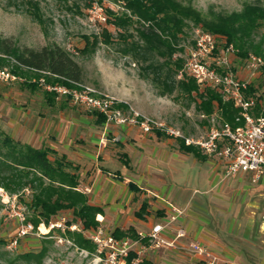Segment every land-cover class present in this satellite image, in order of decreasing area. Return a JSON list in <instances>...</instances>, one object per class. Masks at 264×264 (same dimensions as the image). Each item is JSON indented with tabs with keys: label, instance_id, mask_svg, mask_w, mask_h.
<instances>
[{
	"label": "rangeland",
	"instance_id": "374dc122",
	"mask_svg": "<svg viewBox=\"0 0 264 264\" xmlns=\"http://www.w3.org/2000/svg\"><path fill=\"white\" fill-rule=\"evenodd\" d=\"M185 4L191 5L204 18L211 20L219 15L240 12L246 4L264 6V0H185ZM122 5L123 2L115 0H0V37L9 39L19 51L25 48L39 51L46 46L59 45L82 66V84L97 90L101 95L115 97L119 103L118 108L123 113L137 111L145 116L165 121L180 129L186 136L205 137L209 128V119L203 118L198 110L200 103L198 95H186L176 88L182 77L167 76L168 71L165 67L160 70L159 66L164 59L158 56L150 57L146 62L125 56L121 52L127 43L138 41L137 29L140 24L128 28L126 35L133 37L129 36L127 42L120 37V30L111 26V43L105 44L107 37L100 34L104 24H101L90 10L95 6H101L105 8L107 15L109 11L113 14L130 15ZM197 30L202 28L189 23L184 33L180 35L178 48H182L183 51L176 53L174 56L176 60L184 59L187 49L194 44ZM85 36L91 39L98 37L99 44L95 53L88 55L81 53L85 46ZM256 40L263 42L264 50V26L257 31ZM0 57L4 59L3 65L0 64V70L9 71L16 77L15 81L0 80V145L6 136L16 143L36 148L78 145L72 150L74 158L72 162L82 168V164L77 160V157H80L78 149L86 142L81 130L82 127L93 126L94 130L100 133L103 129L97 127L99 123H96L97 115L74 106L67 98L56 97L55 104L51 105L47 101V93L39 85L41 79L36 78L34 71L20 67L27 75H17L13 72L17 64L15 58L2 52ZM229 59L234 73L239 78L258 87L257 92L264 103V56L261 57L263 65L258 66L250 63L248 59H240L236 53H231ZM153 64L154 68H150ZM160 74L161 78L158 79ZM27 82L37 83L39 88L32 91L24 86L23 83ZM167 86L174 87V91L167 92ZM162 92H166V95ZM122 104L126 107H121ZM111 127L116 125H110L108 129L105 149L111 155V162H117L122 166L126 163L127 157L122 152L124 145L119 141L116 142L115 138L125 134L118 131L115 135ZM135 129L140 131L138 128ZM73 132L76 136L72 139ZM166 139H172L176 144V157L173 155L167 161L170 166L176 164V178L172 179L169 174L166 175L163 171L159 173L152 168L151 181L161 188L165 187L170 202L174 201L176 195V207L179 208L177 210L182 211V214L177 215L173 208L171 211L165 209L162 206L165 205L164 202L159 200L158 203L157 198H147L145 185L137 182L136 186L139 190L130 191L132 194L129 205L130 215L133 216V212L140 209L145 199L151 201L147 213L150 214L146 215L150 216L153 223L166 225V230L171 234L169 238L166 232L164 235L169 241L174 242L173 246L149 247L142 252L143 261H149L151 264H204L201 257L190 249L191 244L198 242H190L187 246L177 243L176 237L180 232L184 236L178 239L186 238V230L181 220L188 214V209L191 215H195L194 220L199 221V224L201 222L218 240V244L198 245L217 256L220 259L219 264H229L226 257H231L232 253L231 255L226 253L221 249V245L233 243L232 236L228 234L230 230L236 231V229H244L245 235L248 236L245 240L244 254L240 256H244L246 264L247 262L252 264L253 260L256 263L263 260L264 186L253 184L245 174L225 178L226 165L222 159L207 156L205 159H197L192 154L180 150L178 139L161 137V140ZM134 143V138H126V144L134 149L136 169L141 166V171L147 172L148 166L155 164L149 163L146 159L140 163V159L150 151L142 147L135 148ZM0 148V158H2L1 152L4 149L1 146ZM158 148L162 151V144H158ZM169 150L171 151V148ZM58 151L59 156H62L63 153L59 149ZM50 158L53 160L55 156L50 155ZM99 162H103L102 157ZM103 166L114 171L111 168L112 163ZM83 169H89L88 174L83 177V181L87 183L97 170L96 162L92 164L90 161ZM135 172H126V174L132 175ZM6 175L7 172L0 173V183L5 181ZM162 179L167 182L166 186L162 185L160 181ZM140 186H143L142 190ZM81 188H84L83 184ZM0 193L7 196L4 199L0 196V264H39L34 260L28 263L20 255L37 252L43 246L48 251L41 264H93V257L83 252V249L78 248L73 241L72 245L56 243L54 236L66 234L68 237V231L66 233L59 229L48 231L49 229L45 228L46 224L42 227L44 232L48 231L45 234L38 235V231H35L33 234L19 238L16 247L11 246V242L18 237L20 231V216L17 215L20 213L25 216L27 222L33 217L32 211L27 207L31 199V191L29 188L19 189L17 194H14L0 187ZM175 214L177 217L172 220ZM235 215L239 218L233 225L232 218ZM58 220H63L68 225L79 223L75 221L70 210L61 211L50 222ZM235 256L237 255L234 254L233 257Z\"/></svg>",
	"mask_w": 264,
	"mask_h": 264
},
{
	"label": "trees",
	"instance_id": "16d2710c",
	"mask_svg": "<svg viewBox=\"0 0 264 264\" xmlns=\"http://www.w3.org/2000/svg\"><path fill=\"white\" fill-rule=\"evenodd\" d=\"M115 1L123 2L122 6L130 12V15L108 12V23L102 27L100 33L107 37L105 44L111 43V26L120 30V37L127 42L129 36L133 37V35H126L128 28L134 24H140L141 26L137 29L138 41L127 43L121 52L125 56H132L139 61L147 62L150 57L155 58L156 56L164 59L159 69L165 67L168 71L167 76L182 75L176 88L183 94L199 96L198 110L201 114L212 116L214 113H218L224 121L237 126L236 118L240 110L234 106L233 102L225 101L213 87L201 89L195 79L183 72L184 59L176 60L174 56L177 52L183 51L182 48H178L180 35L184 33L189 23L223 39L225 44L222 43L223 47L222 44L220 45V51L228 46H233L236 55L242 60L250 58L251 55L264 56L263 42L256 40L257 31L264 26V6L246 4L240 12L219 15L209 20L204 18L194 7L185 4V0ZM36 18L38 19L37 15ZM84 39L85 46L81 53L83 55L95 53L99 44L98 37L95 36L91 39L85 36ZM0 52L15 58L17 64L13 72L17 75H27L26 72L21 71L20 67H23L34 71L37 79H44L48 84L74 86V83H82V66L59 45L46 46L39 51L28 48L19 51L9 39L0 37ZM3 61L4 59L0 57L1 66ZM150 68H154V64ZM160 78L161 74L158 79ZM23 84L32 91L38 89L40 85L34 82ZM257 90L258 87L250 83L246 94L262 102ZM173 91L174 87L167 86V92L172 93ZM45 92L47 101L51 105L55 104L56 94L46 90ZM162 93L166 95V92ZM120 106L126 107L123 104ZM94 113L97 115L99 123L106 122L107 118L104 114ZM158 135L163 136L161 133ZM178 142L182 152L192 154L197 159L206 158L199 149L185 145L181 139H178ZM0 146L4 149V151L1 150L0 173L7 172V177L0 183V187L14 194H17L19 189H30L31 199L27 207L33 213L30 222L35 227L41 223L48 225L52 218L66 210L72 211L75 221H78L84 229H94L100 226L101 223L97 217L100 214L103 215L104 211L101 207L91 204L88 195L79 189V166L68 160L66 155L59 156L57 151L49 147L36 148L16 143L7 136L3 138ZM50 155H54L55 158L52 160ZM129 185L130 189L138 190L133 183ZM147 210L148 204L144 202L136 215L143 217ZM71 224L69 223V225ZM113 233L118 238H138V233L132 227L127 230L118 228ZM67 235L78 248L94 252L95 245L83 234L68 231ZM144 242L147 243V240ZM47 251L48 249L43 246L37 252H26L20 256L28 263L34 260L41 264ZM133 257L134 254L129 258L128 264H131ZM142 264L151 263L143 261Z\"/></svg>",
	"mask_w": 264,
	"mask_h": 264
},
{
	"label": "built area",
	"instance_id": "2783aa9c",
	"mask_svg": "<svg viewBox=\"0 0 264 264\" xmlns=\"http://www.w3.org/2000/svg\"><path fill=\"white\" fill-rule=\"evenodd\" d=\"M124 9V8H123ZM101 24L107 25L108 15L105 8L95 6L90 10ZM225 43L223 39L197 30L194 44L187 49L184 57V73L195 79L201 89L215 88L225 101L233 102L240 110L236 118L237 126L224 121L218 113L209 118L210 126L205 137L193 138L186 136L180 129L165 121L145 116L137 111L129 114L118 108L117 99L109 95H101L97 90L85 86L82 83H74V86L61 84H48L44 79L40 85L46 91L56 94L57 98H67L76 107L104 114L108 123L117 125H130L138 127L143 133L159 132L167 137L181 139L185 145L199 149L208 157L219 158L225 162V178L235 177L239 174L247 175L253 184H264V103L256 98L247 96L246 92L250 82L239 78L233 71L229 55L235 54L233 46H228L220 51V45ZM219 50V51H218ZM248 61L255 65H263L261 57L251 55ZM182 77V75H181ZM1 81H15L16 77L9 71L0 70ZM260 108V109H259ZM4 199V194L0 193ZM177 215L182 211L173 208ZM177 215L172 217L175 220ZM20 231L18 237L11 242L16 247L18 239L38 231V235L48 231L59 229L61 232H79L95 245L94 252H83L91 255L93 264H128L132 254L131 264H142V252L149 247L173 246L164 232L166 225L155 224L148 233L139 232L138 238H118L113 232L103 226L94 229H84L79 223L68 225L65 221H52L46 227L41 223L38 227L27 222L25 216L20 213ZM48 228L43 231L42 227ZM184 236L182 232L176 237ZM58 245L64 243L72 245L73 242L66 234L55 235ZM147 240V244L144 242ZM75 246V245H73ZM191 251L201 257L204 264H219L220 259L211 254L205 247L191 244Z\"/></svg>",
	"mask_w": 264,
	"mask_h": 264
},
{
	"label": "crops",
	"instance_id": "0c3cea01",
	"mask_svg": "<svg viewBox=\"0 0 264 264\" xmlns=\"http://www.w3.org/2000/svg\"><path fill=\"white\" fill-rule=\"evenodd\" d=\"M202 117L209 119L211 116H206L202 114ZM97 122L98 121H96V123ZM97 124H98L97 127H101L103 129L100 131V133L96 132L93 126L82 127L81 130V133L83 134L81 135L86 142H84L82 146H80L78 149L80 152L79 154L80 157H77V160L79 163L82 164V168L79 167V174H80L79 189L88 195L89 202L91 204L99 206L103 209L104 211L103 215L101 214L98 215L97 220L101 223L100 225L103 226L106 230L114 232L118 228L121 230H127L128 228L132 227L133 229L136 230L137 233L147 232L150 230V228L153 225H155V223H153V221L151 220L150 216H147L150 214L147 213L149 212L151 201L146 199L143 201V203L146 202L148 204V210L144 214L145 219L144 216L138 217L136 215V213L140 209L135 210L133 212V216H131L130 215L131 209L129 208V205L131 202L132 194L130 193V191L132 192L133 189H130L129 184L133 183L136 186V184L138 185V183L140 182L142 183L143 186L145 185V189L148 192L147 198H151V197L157 198L158 203L159 200H161L165 204L162 206H164L165 209L168 210L170 209L169 211H171L172 208L179 209L176 207V202H175L176 195L174 199L171 198L174 201L171 200L170 202L168 200L169 196L166 193L165 187L161 188V186L159 187L158 185L155 184V182L151 181L152 175H150V170L154 168L155 171L159 173L163 171L166 173V175L169 174V176H171L170 178L172 179L176 178V164L170 166V164L167 163L168 158H170L173 155L176 157L175 141L172 139L161 140L162 136L158 135L159 132L145 134L141 130L138 131L135 129L138 127H134L130 125H117L115 123H108L107 120L104 124H99V123ZM110 125L111 126L116 125V127H111V130L114 131L115 135L118 134V131H122L125 134L115 138L116 142L119 141V143H122L124 145L122 152L125 153L124 156H126L128 160V161L126 160V163L123 164L122 166L117 162L114 161H113L114 163L111 162L112 161L111 155L109 151L105 149V146L107 144L105 141L106 134L108 132ZM75 136L76 133L73 132L72 139ZM131 137L135 139V143H134L135 148L142 147L147 151L148 150L150 151L145 155H143L140 159V163H142L143 159H146L149 163L153 165L155 164L154 166L148 164L149 166L147 172L146 171L142 172L141 166H139V168L136 169L134 165V163L136 162L135 159L133 158V156L135 157L134 149L131 145L126 144V138H131ZM158 144H162L163 146L162 151L159 150ZM75 147L77 148L78 145L74 146L69 144L68 146H57V147L52 146L49 148L57 151V153L59 152L58 151L59 149L60 152H62L63 155H66L68 160L72 162L74 160L72 155L73 153L72 150H75ZM170 148L171 151L169 150ZM203 155L206 157L205 154ZM101 157L103 162L100 163L99 161H101ZM90 161L92 164L96 162L97 170L94 171V174L90 177V179L87 180V183H85L83 181V177L84 175L88 174L89 169H83V168L85 167V165L89 164ZM107 163H112L111 168L114 169L113 172L111 171V169H108L107 167L103 166V164H107ZM131 168L133 170H130ZM162 168L163 170H161ZM131 171L132 172L136 171V172L132 173V175L126 174V172H131ZM138 172L140 173L137 174ZM111 176H114V178H111ZM160 181H162L163 186H166L167 182L165 181V179L164 180L162 179ZM82 184L84 185V188H81ZM255 185L264 186V184H255ZM143 186H140V188ZM171 191L172 190H170V192ZM143 203L141 204V206L143 205ZM187 213H186L187 214L186 217H184L181 220L182 226L186 230L185 231L186 238L177 239L178 245L187 246L190 242H198V244L204 245L203 243H205L206 245L210 246L211 244L219 243L218 240L214 237L213 233L211 231L210 232L208 231L207 227H204L201 222L199 224V221L196 222V220H194L195 215H191V211L189 209ZM238 218L239 217L236 215L234 218H232L233 225H235L236 219ZM174 230L176 232L177 230L176 226ZM165 232L166 234H168L166 236L169 238L171 233L168 232L167 230ZM228 235L232 236L233 243L221 245V249L226 251V253H228L229 255H231L230 253H232L231 257H233L234 254L237 256L233 258L229 256L226 257L227 262L229 261V264H246V262L243 259L244 256L240 257L241 255L244 254V249H245L244 247L246 243L245 240L248 238V236L245 235L244 229H240V230L236 229V231L230 230V233ZM173 236L174 234H172L171 237ZM234 250L236 251L235 253L233 252ZM258 263L264 264V259ZM258 263H256V261L254 260L252 261V264H258ZM247 264L250 263L247 262Z\"/></svg>",
	"mask_w": 264,
	"mask_h": 264
}]
</instances>
